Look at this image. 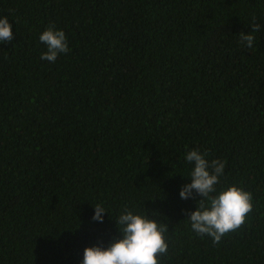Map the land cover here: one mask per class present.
Masks as SVG:
<instances>
[{
	"label": "trees",
	"instance_id": "16d2710c",
	"mask_svg": "<svg viewBox=\"0 0 264 264\" xmlns=\"http://www.w3.org/2000/svg\"><path fill=\"white\" fill-rule=\"evenodd\" d=\"M2 16L0 264H80L119 235L97 203L166 224L159 264H264V0H0ZM50 25L70 48L55 63ZM191 149L253 197L216 244L186 220L201 197H179Z\"/></svg>",
	"mask_w": 264,
	"mask_h": 264
},
{
	"label": "clouds",
	"instance_id": "9594fccd",
	"mask_svg": "<svg viewBox=\"0 0 264 264\" xmlns=\"http://www.w3.org/2000/svg\"><path fill=\"white\" fill-rule=\"evenodd\" d=\"M260 30L261 25L253 23L251 32H240L241 45L253 49L256 42L254 33ZM12 39V24L8 17L2 16L0 44ZM39 41L46 48L40 54L43 61L55 63L60 55L70 51L65 32L55 25H50L41 32ZM184 160L190 165L187 179L189 182L181 187L179 197L182 200L194 199L193 193L201 197L196 201L195 210L187 212L186 220L195 235L207 236L214 244L219 243L225 234L245 223L246 215L253 208L252 194L236 185L217 189L220 178L224 175L226 161H209L199 149L186 150ZM92 207V220L103 224L107 214L119 235L112 238L107 245L100 242L84 248L80 264H159L161 256L167 254L165 233L168 227L150 218L147 210L139 213L125 204L113 220L103 204L97 203Z\"/></svg>",
	"mask_w": 264,
	"mask_h": 264
}]
</instances>
